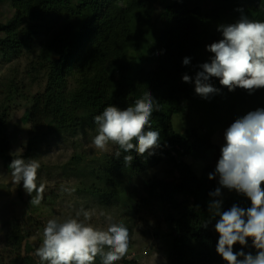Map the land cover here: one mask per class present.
I'll use <instances>...</instances> for the list:
<instances>
[{
    "label": "trees",
    "instance_id": "16d2710c",
    "mask_svg": "<svg viewBox=\"0 0 264 264\" xmlns=\"http://www.w3.org/2000/svg\"><path fill=\"white\" fill-rule=\"evenodd\" d=\"M193 1L174 0L169 10L180 9L177 23L169 10L155 18L157 7L166 0H0V5L8 4L14 11L6 24H0V56L12 61L27 54L28 84L44 85L43 91L26 96L28 84L11 77L8 90L3 89L0 160L8 167L13 159H30V151L51 133L77 136L79 129H95L94 116L104 107L113 104L124 109L148 91L154 109L158 108L150 125L160 133L161 147L153 155L124 153L119 147L112 155H104L99 167L90 172L95 179L88 193L102 205L118 203L124 195L121 178L140 176L168 159L174 167L172 180L146 181L148 198L134 201L137 212L140 203L149 206L154 200L166 212V230L159 237L171 264H225L215 251L218 234L214 225L219 217H212L208 210L213 199L209 193L216 189L215 179H208L214 168L208 165L198 177L187 160H205L217 149L213 138L223 120L230 125L236 120L237 97L247 94L256 109L264 108V89L252 94L240 88L229 91L212 77L209 83L219 92L203 98L195 93V76L202 70L200 65L212 58L207 46L222 39L218 31L224 25L221 14L229 11L238 20L264 21V0H217L221 10L209 13L194 6ZM45 33L49 38L38 48ZM131 50L137 51L139 58L128 62L126 56ZM185 57L190 58L187 66L183 65ZM185 74L192 82L182 81ZM168 86L169 91L164 92ZM17 97L31 99L25 115L30 138L26 154L13 157L9 117L10 104ZM187 103L198 105L205 120L198 129L180 134L174 130L173 118L185 113ZM127 154L134 156L131 165L124 163ZM236 195L222 203L221 211L242 206L243 197ZM206 220L210 222L205 228ZM26 240L19 224L10 226L6 236L9 249L20 253ZM241 250L256 252L251 240L243 249L234 245L235 252ZM95 264H101L99 256Z\"/></svg>",
    "mask_w": 264,
    "mask_h": 264
},
{
    "label": "clouds",
    "instance_id": "9594fccd",
    "mask_svg": "<svg viewBox=\"0 0 264 264\" xmlns=\"http://www.w3.org/2000/svg\"><path fill=\"white\" fill-rule=\"evenodd\" d=\"M218 31L222 39L207 46L213 55L196 73L195 93L203 98L218 93L219 89L209 83L212 77L218 78L220 85L229 91L240 88L252 94L264 89V21L241 17L235 23L220 25ZM189 63L190 58L185 57L183 65ZM182 81L190 83L192 78L185 74ZM154 110L158 108L154 109L153 97L148 91L124 109L113 104L104 107L94 116L97 125L94 147L104 152L112 144L124 153L155 154L161 147V139L160 133L150 125ZM123 160L125 165H131L134 156L124 155ZM8 168L13 182L19 185L22 182L23 189L31 196L30 204L39 206L45 191V184H37L39 161L17 158ZM217 176L219 186L209 193L213 199L208 204L212 217H219L214 225L218 234L216 253L225 264H264V108L248 112L225 130L220 158L208 179ZM222 188L245 196L251 206L233 205L221 211ZM62 191L71 193L74 189L62 186ZM94 215L81 207L74 217L48 219L42 243L35 252L41 264H95L97 256L101 264L122 260L129 250L128 228L117 223L108 212L99 213L104 217L105 226H96L91 222ZM209 222L206 220L202 226L206 228ZM249 240L255 254L234 251V245L239 244L243 249Z\"/></svg>",
    "mask_w": 264,
    "mask_h": 264
},
{
    "label": "rangeland",
    "instance_id": "374dc122",
    "mask_svg": "<svg viewBox=\"0 0 264 264\" xmlns=\"http://www.w3.org/2000/svg\"><path fill=\"white\" fill-rule=\"evenodd\" d=\"M173 3L174 0H166L165 4L158 6L155 18H159L166 10H169ZM193 5L199 6L206 13L221 10L217 0H194ZM169 14L177 23L180 22L181 11L179 8L170 9ZM13 15L14 11L8 4L0 5V24H6ZM221 15L224 25L238 21L229 11L225 15L224 13ZM0 37H3L1 33ZM48 38L49 34L42 35L37 47L41 48ZM137 58H139V53L135 50H131L126 56L128 62ZM29 59L27 54L12 61H5L0 56V103L6 97L5 91L9 88L6 89V87L9 85L11 77H16V80L21 84L22 82L28 84ZM26 86V96L28 94L33 96L43 91L44 88V85L28 84ZM169 88L170 86L166 87L164 92L169 91ZM17 98L10 104L9 117V134L12 143L10 154L13 157L26 154L30 138V125H28L25 115L31 108V99ZM185 109L184 114L173 118L174 130L180 134L188 129H198L205 120V113L198 105L187 103ZM255 110V104L247 94L237 97L236 119ZM229 126V121H222L213 138L217 149L209 152L205 160L184 159L187 160L198 177L203 175L208 165L212 166L215 172L216 164L220 158V149L224 144V132ZM78 132L77 136L51 133L30 151L29 157L37 159L40 163L37 184H45L43 200L39 206L30 204L31 196L23 189L22 182L20 185L14 183L11 170L0 160V264H41L35 252L42 243L43 228L47 220L74 217L76 211L81 207L95 213L91 222L96 226H105L104 217L99 213L108 212L114 216L117 223H123L128 228L130 236L128 253L115 264H126V262L130 264L134 262L136 264H171L159 237L160 233L166 230L164 223L166 212L155 200L149 206H143L140 203L141 206L137 212L135 202H138L141 197L148 198L144 191L146 181L151 179L172 180L174 167L169 164L168 159H165L140 176L129 174L121 178L120 182L124 187L123 200L110 205H102L97 197L88 193L95 179L90 172L99 167L104 155H112L118 145L109 144L108 151L102 152L97 150L92 143L93 138L97 135V127L95 129H79ZM218 180L217 176L215 178L216 188L219 186ZM62 186L74 189V191L71 193L62 191ZM236 193L235 190L229 191L222 188L223 202L238 196ZM32 195L35 196V193ZM240 197H243L242 208L251 206L245 196L240 194ZM80 218L83 219V217ZM14 224L20 225L27 239L18 254L9 249L6 241L9 228Z\"/></svg>",
    "mask_w": 264,
    "mask_h": 264
}]
</instances>
